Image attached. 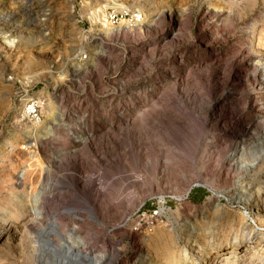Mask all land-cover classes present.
Masks as SVG:
<instances>
[{
    "label": "rangeland",
    "instance_id": "374dc122",
    "mask_svg": "<svg viewBox=\"0 0 264 264\" xmlns=\"http://www.w3.org/2000/svg\"><path fill=\"white\" fill-rule=\"evenodd\" d=\"M123 6L145 23H101ZM257 62L264 0H0V264H35L42 230L62 243L51 221L113 264H223L228 251L230 264H264V213L227 197L253 184L225 175L218 142L252 120L254 96L264 103ZM17 90L46 100L39 124L23 120ZM90 201L100 222L72 234L68 209ZM158 207L170 213L152 232H131L137 210Z\"/></svg>",
    "mask_w": 264,
    "mask_h": 264
},
{
    "label": "bare ground",
    "instance_id": "6f19581e",
    "mask_svg": "<svg viewBox=\"0 0 264 264\" xmlns=\"http://www.w3.org/2000/svg\"><path fill=\"white\" fill-rule=\"evenodd\" d=\"M250 60L251 58H249V61ZM255 66L258 70L264 72V63L257 62L255 63ZM254 88L256 89V93H263L264 77L258 78L254 81ZM254 97L253 109H255V114L252 120L248 121L245 125L239 128L236 126L237 129L235 131H230L231 127H225V129L223 128V131L230 133V135L227 134L225 137H223V135L218 142H220L219 146H223L225 149L222 154V160L224 161L221 162L222 167H227H225V175H230V170L234 167L237 168L236 170H238V178L244 181H249V184H253V186L257 185L256 188L252 186L243 188L241 190H237L234 187L226 193L227 197L233 199V201L236 203L243 204L247 208L260 214L262 212L264 213V178L259 177L257 168L259 162L261 161V154H259V152L264 153V103L258 102L257 97ZM262 97L264 98V93ZM217 105L218 102L213 103L209 107L210 112L214 113V111H216ZM223 121V118L220 116L217 122L214 121V126H217L220 123L222 124ZM258 127L262 128L261 135L256 137V141L251 144L249 141L256 135ZM256 149H259V151L257 152ZM256 169L257 171L255 172ZM183 178H188L187 172L183 174ZM134 180L138 183V185H145L147 182V177L145 175L139 174ZM89 206L90 207L86 213L74 208L68 209L67 213L70 214V220L72 221V224L75 225V227L70 229L72 234L76 233L78 235L80 231L77 227L80 228L85 221L100 222V215L95 207V202L90 201ZM49 225L52 228V232L54 233L53 235L61 238L62 243L55 242L49 236H47V233L44 235V231L42 230L43 232L41 231L40 235H43L45 242L39 243L40 245L38 244L39 246L37 245L38 247H36L37 249L34 255L35 264H113V254H110L105 246L102 245L104 248H102V246L99 247L89 239H77L78 241L72 242L60 232V227L56 221H51ZM248 235L249 234H247L246 237L247 239L244 237V241H242L247 242L246 244H248L250 248H253L255 247V241L250 240L251 237ZM248 239L250 241H248ZM232 252L233 251H228L227 253H222L220 255L223 257V264H230L229 259L232 256ZM45 253H48L49 257H46Z\"/></svg>",
    "mask_w": 264,
    "mask_h": 264
},
{
    "label": "built area",
    "instance_id": "2783aa9c",
    "mask_svg": "<svg viewBox=\"0 0 264 264\" xmlns=\"http://www.w3.org/2000/svg\"><path fill=\"white\" fill-rule=\"evenodd\" d=\"M122 21H126L128 26L139 28L145 23L143 12L137 9H129L123 6L122 8L111 9L104 11L101 16V23L107 26H118ZM126 26V25H125ZM88 55L85 52L78 53V60L85 61ZM11 79V76H9ZM15 91L16 101L20 105L21 116L23 120L31 124H39L43 118V109L46 100L42 96L30 95L27 90ZM170 213L166 207L156 208L152 211L137 210L136 222L131 232L139 235H147L154 229L155 225L162 221L164 214Z\"/></svg>",
    "mask_w": 264,
    "mask_h": 264
},
{
    "label": "trees",
    "instance_id": "16d2710c",
    "mask_svg": "<svg viewBox=\"0 0 264 264\" xmlns=\"http://www.w3.org/2000/svg\"><path fill=\"white\" fill-rule=\"evenodd\" d=\"M206 190L204 188H192V190L189 193L190 199L193 201H199L202 199L203 196H205Z\"/></svg>",
    "mask_w": 264,
    "mask_h": 264
}]
</instances>
